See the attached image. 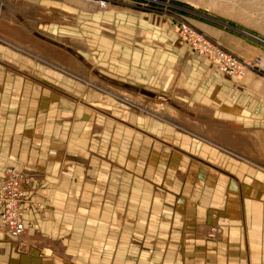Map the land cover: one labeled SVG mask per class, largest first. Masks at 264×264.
Here are the masks:
<instances>
[{"label": "crops", "instance_id": "1", "mask_svg": "<svg viewBox=\"0 0 264 264\" xmlns=\"http://www.w3.org/2000/svg\"><path fill=\"white\" fill-rule=\"evenodd\" d=\"M75 24L77 44H88L98 54L92 67L114 89L80 88V82L75 92L49 74L38 73L54 84L15 72H35L34 63L26 61H38L31 51L36 36L66 55L61 42L33 33L31 26L26 30L35 41L29 35L22 41L15 27L18 39L6 41L12 46L0 43L24 58L22 63L0 59V185L7 169L41 178L26 186L25 246L0 225V264H264V77L249 74L239 87L229 86L176 46L165 59L152 54L162 43L89 18L78 17ZM45 60L59 66L55 71L67 70ZM116 63L131 71L102 77L100 71H111ZM192 76L202 83L204 95L221 94L219 110L240 122L236 132H250L249 165L241 164L244 152L230 147L233 153L227 155L238 163L232 167L221 159L218 165L188 160L194 148L185 146L186 134L178 147L179 133L163 125L168 119L142 112L138 119L132 108L137 105L117 90L130 85L169 94L170 88L157 91L156 84L186 89ZM225 97L231 102H223ZM245 111L250 118L238 121ZM100 136L106 141L102 146ZM146 137L167 145H148ZM211 226L216 239L205 236Z\"/></svg>", "mask_w": 264, "mask_h": 264}, {"label": "rangeland", "instance_id": "2", "mask_svg": "<svg viewBox=\"0 0 264 264\" xmlns=\"http://www.w3.org/2000/svg\"><path fill=\"white\" fill-rule=\"evenodd\" d=\"M78 17H84L86 20L89 18L90 22L93 23H104L109 28L126 30L133 35L136 34V38L138 39L162 43L164 45L159 46L157 51L152 50V54L154 53L156 56L161 55L165 59L172 58L169 55L172 54L169 51V47L176 46L183 51L186 59H193L200 61L203 65L205 64V71H208V69H210L209 71H214L218 75L219 80L227 83L229 86L239 87V84H243L244 79L249 74L264 77V65L262 64L264 60V44L247 36L250 35L264 42V0H3V5L0 2V43L12 46L11 43L7 42L12 41L13 38L18 39L17 34L13 33L15 27H19L20 31H22V41L26 37L25 35H29L30 39L32 38L31 40H36L34 44L35 48L31 51L36 55L38 61L32 62L29 59L26 61L29 65L34 63L30 67L34 68L35 72H15L21 75H30L40 82L43 80L53 83L44 74L42 76L38 73L49 74V78L56 80L55 82L59 84L62 83V85L68 84L70 89L75 92L79 88V83L82 82L79 78L82 79V77L86 79H84L85 83L82 82L83 84L80 85V88H83L85 85L92 87L93 84L91 85V83L94 82L99 87L105 88L107 86L114 89L113 85L110 86V82L109 84L100 80L96 75L95 69L92 67V63L94 65L98 63V54L89 49L86 46L88 44H84V46L77 44L76 37H78V31L75 23ZM182 25L188 26L193 36L201 37V41H196V38H193L192 34L186 37L181 31ZM27 26H31L32 32L35 34L61 42L71 52L66 51L62 47V51L66 55L57 54L55 52L57 49L54 46L52 48L56 50L50 48V46L48 47L37 36L33 39L34 36L32 37L31 32H27L26 30ZM202 39L209 41V43L215 46H219L241 62L246 63L248 67L244 75L231 77L220 72L219 66L215 62L198 52L196 48L198 46L197 42H202ZM22 41L19 43L23 44ZM15 42L18 44L17 40ZM0 53L2 55L0 59H5L9 63H12V60L16 63H22V59H24L21 53L15 52L11 48L2 47L1 45ZM80 54L81 56L83 55L84 60L79 59L78 55ZM46 58L65 64L64 68L67 71H55L59 66L56 67L54 64H50L45 60ZM43 62H46L47 65H44ZM180 63H183V60ZM116 64L115 68L109 69L111 71H100L102 77L104 75L107 78L109 74L112 75L113 71H131L121 63ZM49 68L55 69H50V73ZM61 72L67 74L69 78L63 76ZM75 78L79 81L75 80ZM190 79L191 83L186 86V89L172 88V85L161 86V84L156 82L157 88L161 87V89L156 88L155 90L165 91V87H167L171 89L169 94L148 93L143 89L138 91L130 85L118 87L114 84V86L118 87L117 90L120 92L127 94L131 101L137 102V106L141 105L140 107H132L135 111L133 113L139 115L138 119L141 117L140 109L144 107L149 108L150 104L161 103L167 106L168 111L162 109L159 112L161 117L168 119V122H164L163 125L171 128L170 133L172 131L179 133L180 142L178 147L180 148L183 143V134L190 137L187 138L185 136V146H188V151H191V148H194V151L193 154L186 156L188 160H192L194 163H197L196 160H207L213 163V165H218L221 159L224 163H227L226 166L232 167L230 163L236 164L237 161L233 160L234 157L232 155L227 154L239 151L245 153L241 157L244 159L241 164H244V166L249 165L251 163L249 160L251 154L250 132H236L235 129H240V122H236V119H229L225 114L222 115L218 107L221 94L214 93L210 95L208 93L207 95L206 93L204 95L200 91L203 88L202 83L195 82L193 76ZM128 80L131 81L130 79ZM132 80L134 81V78ZM113 83L116 82L113 81ZM152 83L149 82V85ZM53 84H50V86L53 87ZM99 87L93 86L96 89H100ZM87 90L84 92L86 93ZM243 94L249 95L246 92ZM240 96L242 99V94ZM224 99L226 100L223 102H231V98L225 97ZM130 105L132 104L130 103ZM170 110L174 112L173 115H171ZM248 116L250 118V114L245 111L244 116L238 121L243 122ZM153 120L151 119L148 122ZM190 129L194 130V132L190 131ZM145 139L148 145L155 142H163L162 140L150 139L149 137ZM119 142L116 140V147H119ZM104 143L106 141L100 136L99 145L101 144L102 146ZM162 144L167 145L165 142ZM197 147H200V150L197 151ZM227 147H230L233 151ZM210 151H212V155H209ZM205 152H207V156H204ZM10 170L19 172V170ZM6 172H8V169ZM20 173H22L24 178L23 187L32 182L33 178L36 180L41 179L38 175H30L24 172V170L20 171ZM26 186L24 187L25 192ZM24 201L25 193L23 201L20 202L21 209ZM6 210L7 208L4 211L6 212ZM208 213L211 216H215L214 211H209ZM0 224L2 229H4L3 223ZM212 227L205 228V236L210 239H216L211 236L216 233V230ZM26 238L28 236L26 235L24 225L23 234L18 236V239L13 238V240L20 247H24L27 241Z\"/></svg>", "mask_w": 264, "mask_h": 264}, {"label": "built area", "instance_id": "3", "mask_svg": "<svg viewBox=\"0 0 264 264\" xmlns=\"http://www.w3.org/2000/svg\"><path fill=\"white\" fill-rule=\"evenodd\" d=\"M181 31L186 37L192 34L186 25L181 26ZM192 37L196 38V41H201V37H194L193 34ZM197 43L198 52L215 62L219 66L220 72L231 77H239L246 72L248 67L246 63L241 62L219 46H215L204 39ZM23 179L20 171L8 169L0 185V217L5 231L14 239H18L21 230H24L23 213L20 205L25 193ZM5 208H7L6 212L4 211Z\"/></svg>", "mask_w": 264, "mask_h": 264}, {"label": "bare ground", "instance_id": "4", "mask_svg": "<svg viewBox=\"0 0 264 264\" xmlns=\"http://www.w3.org/2000/svg\"><path fill=\"white\" fill-rule=\"evenodd\" d=\"M58 52V51H57ZM262 64L264 65V60L262 61ZM61 71H67V70H61ZM68 73V72H67ZM81 79V78H80ZM84 79H86V78H84V77H82V79H81V81L83 82V83H85L84 82ZM93 84V86H97V87H99V85H97L96 83H91V85ZM100 84V83H99ZM92 86V87H93ZM100 89L101 90H108L107 88H104V87H101L100 86ZM112 93V92H111ZM106 94H107V92H106ZM114 95V94H113ZM123 99H125L124 97H123ZM128 98H126L125 100H127ZM129 100V99H128ZM127 100V101H128ZM128 103H131L130 101H128ZM158 103V102H157ZM132 105H138L137 103L135 104V102L134 103H131ZM147 104V103H146ZM151 106L149 107V108H142V109H140V112H142L143 114H146V115H161L159 112H160V110H162V109H166L167 111H168V108H167V106H164L163 104H161V103H158V104H150ZM141 106V105H140ZM140 106H137V107H140ZM199 109H201L200 107H199ZM174 110V109H173ZM200 111H202V110H200ZM204 112V111H203ZM170 113H171V115H173L174 114V112L172 111V110H170ZM176 114V113H175ZM184 129V128H183ZM190 131H194V130H191L190 129ZM31 178V177H30ZM26 186V185H25ZM24 186V187H25ZM0 223H2V218L0 217ZM1 225V224H0ZM25 225V224H24ZM2 227V226H1ZM19 232V231H18ZM21 234H23V230H21ZM20 234V235H21ZM19 235V236H20Z\"/></svg>", "mask_w": 264, "mask_h": 264}, {"label": "water", "instance_id": "5", "mask_svg": "<svg viewBox=\"0 0 264 264\" xmlns=\"http://www.w3.org/2000/svg\"><path fill=\"white\" fill-rule=\"evenodd\" d=\"M247 35V34H246ZM248 37H250V38H252V39H254V40H256V41H258V42H261V43H263L264 44V42L263 41H261V40H259V39H257V38H255V37H252V36H250V35H247Z\"/></svg>", "mask_w": 264, "mask_h": 264}]
</instances>
